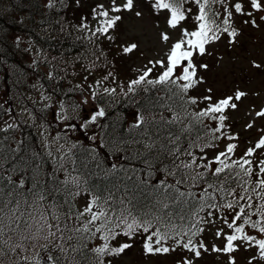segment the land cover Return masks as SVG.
<instances>
[{
  "label": "trees",
  "instance_id": "obj_1",
  "mask_svg": "<svg viewBox=\"0 0 264 264\" xmlns=\"http://www.w3.org/2000/svg\"><path fill=\"white\" fill-rule=\"evenodd\" d=\"M192 1L186 0L184 9H190ZM100 4L104 5V0H0V94L6 103L23 99L22 90L36 79L48 102L50 97L61 96L69 102L90 93L104 113L77 131L74 123H61L59 128L56 122L60 117L51 116L53 104H48L31 110L45 121L47 134L36 136L29 124L21 125L19 130H0V241L6 244L7 264L43 256L53 264H100V258L92 251L97 247L92 246L95 242L89 245L93 238H89V233L76 231L86 221L84 217L76 218L79 210L75 198L81 191L90 200L97 197L99 202H106L109 214L128 210L133 216L150 220V232L159 228L162 233L174 235L191 228L195 222L192 213L199 208L200 194L208 184L219 185L210 172L203 179L196 177V173L205 172L203 165L224 150H218L223 141L229 142L224 137L212 140L209 129L216 122L205 119L201 123L194 116L207 102L194 87L184 93L173 85L148 84L147 80L157 79L156 70L129 92L131 81L140 76L135 77L130 69L132 62H122L128 54L113 48L109 42L113 37L108 39V34L102 35L108 40L97 37L99 33L85 37L82 25L90 23ZM190 98L197 103H189ZM4 113L0 99V119ZM225 123L227 135L247 140L234 131L231 120ZM57 131L64 138L57 139ZM49 143L66 145L69 151L53 157L47 151ZM205 143L214 147L204 148ZM254 143H246L243 149L238 147L232 158L238 159ZM202 156L205 158L200 159ZM193 157L196 163L185 167ZM249 159L256 163L261 160L259 156ZM63 170L67 171L62 173ZM208 211L205 208L199 215L207 218ZM219 215L216 213L208 218V223L199 225L204 231L193 238L194 242L202 240L209 249H201V256L216 253L211 251L215 244L211 226L229 231ZM46 224L52 228L45 226L37 234V229ZM49 231L56 235L43 239ZM247 231L256 235L252 229ZM147 235L139 230L132 238L121 235L117 239L119 243L131 244L128 252L135 242L144 244ZM176 238L180 237L162 242V246L174 249L167 254L172 256L182 250L195 257L177 246ZM186 240L184 236L182 243ZM112 244L118 246L116 241ZM32 245L40 247L34 255L29 248ZM255 253L258 255L257 249ZM219 254L222 263H227L229 255H242L241 246L234 253ZM234 260L235 264H243L242 260ZM103 261L114 264L111 256L103 257ZM0 263L4 264L1 257Z\"/></svg>",
  "mask_w": 264,
  "mask_h": 264
},
{
  "label": "snow or ice",
  "instance_id": "obj_2",
  "mask_svg": "<svg viewBox=\"0 0 264 264\" xmlns=\"http://www.w3.org/2000/svg\"><path fill=\"white\" fill-rule=\"evenodd\" d=\"M195 2L199 4V14L195 16V20L198 22L194 26L195 30H182L181 38L171 45L167 53L166 62L163 60L149 61L153 67L158 65L162 69L156 80L146 81V77L153 71V68H148L138 79L131 81L128 89L129 92L133 91V85H139L141 82L146 81L148 84L173 85L180 91L187 93L189 89L203 82L202 78L197 75L194 56L197 53L204 55L206 53L205 46L211 41L219 40L220 33H225L227 37H235L237 35V31L234 28L230 30L234 13L247 15L249 19L243 22L252 23L253 26H256V21L252 19L253 13L264 11V0H242V2L237 0L230 7L224 8L225 15L222 19L223 26H221L217 22V14L211 12L207 6L211 3L222 2V0H203L202 3L200 0H195ZM185 3L186 0H154L152 7L157 11L165 10L167 12L166 19L168 26L175 29L181 25L182 21L186 20V11H190V9H184ZM246 7L252 11H246ZM133 8V0H109L108 8H105L103 4L97 5L98 11L94 10V13L95 16L101 19L98 21L99 27L93 35L96 33L101 35L107 34L109 29H113L116 27L117 22L121 21V13L123 11H131ZM136 15L140 16L141 13L137 12ZM259 19L264 21V15H261ZM108 39H112V37L108 36ZM161 39L168 41L169 36L162 34ZM136 48V44H130L123 48V52L130 53ZM200 67L207 68V65L201 64ZM254 67L260 69L261 65L255 64ZM207 91L209 95L203 97V100L207 102L206 107L200 109L194 116L201 123L205 119L216 122L215 126L209 129L212 133V140H220L222 137L227 140L238 139L236 136L225 133L224 130L227 127L225 122L228 120L227 112L229 110H236L238 108L237 102L241 101L247 93L236 90L232 95H226L214 100L211 95L212 89L209 88ZM189 103L196 104L197 100L190 98ZM97 115L102 116L104 113L101 111ZM256 116L264 118V109L257 111ZM92 119L95 120L96 116H93ZM205 127H208V125H205ZM246 127L251 128L253 125L248 124ZM207 147H214V145L205 143L204 148ZM204 148H201V152L204 151ZM237 148V144H226L223 151L215 154L212 160L203 165L205 172L196 173V177L203 179L205 173L210 172L219 181V185L208 184L207 188L200 194L199 208L192 213L195 217V222L188 232L170 235L168 232L162 233L159 228L150 232V228L152 227L150 220H142L133 216L128 210H121L119 215H115L114 213L109 214L105 206L106 202H99V198L97 197L90 200L83 211L78 213L77 219L85 216L88 218L76 231L89 233L90 239L98 236L102 243L92 249V251L100 258V264H104L103 257L118 256L131 247L129 243H119L117 239L119 236L123 235L132 238L139 230L148 234L143 245L144 252L147 255L168 253L174 250L162 246V242L169 238L180 237L175 239L176 245L188 250L195 257L199 258L202 254L201 249L204 251L209 250L202 240L194 242L193 238L204 231L203 227L199 225L208 223V218H212L216 213H220L218 218L222 220L229 231L226 232L224 228L217 229L215 236L222 241V247L213 244L211 251L231 254L237 251L240 246L247 245L248 248L255 247L258 250L259 257L264 259V238H258L264 237V202H256V199L264 201V159L259 160V163H256L253 159H249L253 156H264V135L260 136L253 146L247 147L243 155L238 159H233L232 157ZM204 158L203 156L200 157V159ZM225 161H230V163H226ZM195 163L196 158L193 157L192 163L185 165V167L190 168ZM213 165L218 166L213 168ZM196 166L201 167V165ZM196 177H193V179L195 180ZM232 184H235L236 187H232ZM208 189L212 191H208ZM183 195L184 193H181V196ZM189 195L193 194L190 193ZM228 197H231V199H228ZM40 199L43 200L44 197L41 196ZM94 208L97 210H94ZM205 208L210 209L207 212V218L199 215V212ZM249 209L252 211H249ZM12 211L13 213L15 212V210ZM228 212L231 213L230 217ZM54 218L58 219V217ZM17 219L19 218L17 217ZM41 219L46 220V217L41 215ZM45 226L49 229L52 228V225H41L37 229V234ZM247 229L254 230L256 235L250 234ZM57 230H60L58 225ZM2 231L0 229V233ZM55 235V232L49 231L48 235L43 236V239L47 240L49 236ZM184 236L187 237V240L182 243ZM37 238L38 235L33 237V239ZM23 239H27V237ZM113 241H116L118 246H113ZM237 241H239V244L236 243ZM17 247H20V245H17ZM182 264H193V262L190 259H184ZM228 264H235V260L231 255L228 256ZM249 264H252L251 260Z\"/></svg>",
  "mask_w": 264,
  "mask_h": 264
},
{
  "label": "rangeland",
  "instance_id": "obj_3",
  "mask_svg": "<svg viewBox=\"0 0 264 264\" xmlns=\"http://www.w3.org/2000/svg\"><path fill=\"white\" fill-rule=\"evenodd\" d=\"M225 1L229 7L237 2V0ZM104 3H107V0H104ZM133 3V10L121 13V21L117 22L114 29H109V31L111 30L109 36L115 37L120 46L123 44L137 45L130 57L122 58V62L126 61L128 64L132 62L130 69L135 72V77L141 76L146 68H153L156 70L154 77L158 78L162 69L158 65L147 67L149 61L163 60L166 62L167 53L171 45L181 38L183 28L193 31L195 24L190 20L189 12V19L186 16V20L182 21L180 26L175 29L171 28L167 24V12L165 10L157 11L152 7L154 0H133ZM223 10L224 6L218 7L222 17L225 15ZM246 11L252 10L246 7ZM137 12L141 15L137 16ZM261 15H264V11L253 13L252 19L256 21V26H253L252 23L243 22L249 19L247 15L234 13L231 23L237 31V35L226 41L208 43L205 46L206 53L204 55L197 53L194 56L197 75L203 80L201 95L207 94L209 88L212 89L211 95L218 99L232 95L236 90L247 93L241 101L237 102L238 108L229 110L227 115L233 120V123L235 121L234 131L241 134L242 139L247 138L248 141L257 140L264 135V118L256 116L257 111L264 109V21L259 19ZM100 19L96 17V20L91 22L92 27ZM162 34H167L169 40H162ZM110 43L113 48L119 50L114 42ZM201 64L207 65V68L201 70ZM255 64L261 65V68L257 69L254 67ZM25 92L32 102L43 98V92L36 79H32ZM59 103L60 99L52 101L53 110L64 111L63 117L69 121H74L79 116L78 124H81L82 121H90L93 113L97 111L94 103L86 96L72 98L67 106ZM29 110L30 107L21 106L17 112L2 117L0 123L14 127L19 121H26ZM248 124H252L253 127L247 128ZM79 129L77 126V130ZM247 140H238V147L243 149ZM226 144L224 142L221 148ZM260 158L264 159V156H260ZM219 241L220 239H217V242ZM99 244L101 242H97V245ZM125 252L118 256H111L114 264H182L184 259L192 260L193 264H228V262L222 263L223 257L219 253L211 252L197 258L186 255L181 250L174 252V255L170 257H163L161 254L142 255L137 245H134L132 250ZM252 252L253 249L250 248L246 255L239 256V260H242L243 264H249L250 260L252 264L264 263L259 255L252 254ZM234 259L238 260L236 257Z\"/></svg>",
  "mask_w": 264,
  "mask_h": 264
},
{
  "label": "water",
  "instance_id": "obj_4",
  "mask_svg": "<svg viewBox=\"0 0 264 264\" xmlns=\"http://www.w3.org/2000/svg\"><path fill=\"white\" fill-rule=\"evenodd\" d=\"M39 264H50V263L48 261H46V260H43Z\"/></svg>",
  "mask_w": 264,
  "mask_h": 264
}]
</instances>
